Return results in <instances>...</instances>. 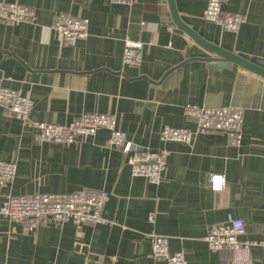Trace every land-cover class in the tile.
Returning a JSON list of instances; mask_svg holds the SVG:
<instances>
[{"label":"crops","instance_id":"0c3cea01","mask_svg":"<svg viewBox=\"0 0 264 264\" xmlns=\"http://www.w3.org/2000/svg\"><path fill=\"white\" fill-rule=\"evenodd\" d=\"M30 7L32 22L0 23V88L33 101L29 121L0 108V161L16 174L5 196L109 194L104 223L76 228L44 220L33 231L0 216V264H166L151 256L148 235L165 236L170 253L188 264H264V247L236 257L212 253L204 237L228 214L242 219L240 240H264V78L234 64L210 70L213 55L175 26L167 0H0ZM208 0H174L181 21L205 41L264 69L263 0H227L237 32L206 22ZM58 13L86 18L88 38L70 46L51 28ZM144 45L140 63L122 65L124 39ZM188 51L189 59L185 55ZM232 106L243 111L238 147L225 134L198 133L184 106ZM85 113L111 114L127 138L171 155L158 184L133 177L109 133L99 129L70 146L42 143L33 123L68 124ZM164 126L195 135L193 143H164ZM211 174L225 187L213 192ZM152 215L153 221H149Z\"/></svg>","mask_w":264,"mask_h":264},{"label":"built area","instance_id":"2783aa9c","mask_svg":"<svg viewBox=\"0 0 264 264\" xmlns=\"http://www.w3.org/2000/svg\"><path fill=\"white\" fill-rule=\"evenodd\" d=\"M88 2L90 0H79ZM111 3L132 7L135 0H110ZM227 0H208L202 17L208 22L229 32H237L244 18L233 12L223 11ZM264 4V0H263ZM35 12L30 7L17 3L0 1V23L15 26L23 22H32ZM89 22L86 18L74 17L67 13L54 16L51 28L57 32L67 45L88 38ZM144 45L141 41L124 39L122 65L135 67L140 63ZM0 108L21 118L30 120L33 101L15 90L0 88ZM184 115L196 124L198 133L217 132L226 135L233 147H238L242 139L243 111L226 106L222 108H203L193 104L184 106ZM38 131V140L42 143L70 146L80 139L93 136L97 130L105 129L109 133L108 145L118 148L124 156L133 177H144L152 184H158L166 168L171 152L167 149L148 150L130 141L117 127V120L111 114L85 113L68 124L33 123ZM164 143H193L195 135L183 128L164 126L159 133ZM16 165L0 161V187H6L15 177ZM207 186L213 192L225 187L222 175L211 174ZM109 199L103 190H79L68 194H38L33 196H5L0 204V216L14 223L23 224L33 231L44 220H53L61 224L71 223L76 228L83 225L104 223L102 211ZM149 221H153L152 215ZM245 235L241 218L228 214L225 220L209 227L204 242L212 253L229 250L239 257L240 253L250 252L253 247H264L263 239L240 240ZM151 243V256L164 260L166 264H188L183 253H170L168 239L165 236L148 235Z\"/></svg>","mask_w":264,"mask_h":264},{"label":"water","instance_id":"95a60500","mask_svg":"<svg viewBox=\"0 0 264 264\" xmlns=\"http://www.w3.org/2000/svg\"><path fill=\"white\" fill-rule=\"evenodd\" d=\"M168 8L172 16L173 23L176 27L186 33L197 45L209 51L213 57L205 59L209 62L208 68L214 70L216 68L227 67L229 63H234L262 78H264V69L237 56L234 53L228 52L216 45H213L204 39H202L196 32L185 25L178 16L174 0H167ZM186 59H189L188 51L185 55Z\"/></svg>","mask_w":264,"mask_h":264}]
</instances>
